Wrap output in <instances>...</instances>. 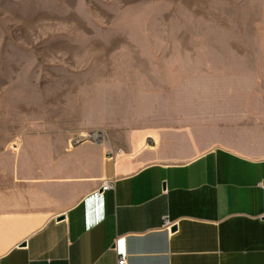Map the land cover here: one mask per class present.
<instances>
[{
    "label": "crops",
    "instance_id": "0c3cea01",
    "mask_svg": "<svg viewBox=\"0 0 264 264\" xmlns=\"http://www.w3.org/2000/svg\"><path fill=\"white\" fill-rule=\"evenodd\" d=\"M227 63L133 126L0 152V264H264V63Z\"/></svg>",
    "mask_w": 264,
    "mask_h": 264
},
{
    "label": "rangeland",
    "instance_id": "374dc122",
    "mask_svg": "<svg viewBox=\"0 0 264 264\" xmlns=\"http://www.w3.org/2000/svg\"><path fill=\"white\" fill-rule=\"evenodd\" d=\"M227 61L264 63V0H0V152L133 126L149 93L210 91Z\"/></svg>",
    "mask_w": 264,
    "mask_h": 264
},
{
    "label": "built area",
    "instance_id": "2783aa9c",
    "mask_svg": "<svg viewBox=\"0 0 264 264\" xmlns=\"http://www.w3.org/2000/svg\"><path fill=\"white\" fill-rule=\"evenodd\" d=\"M115 153H119V151L114 152L112 150H109L108 151L109 158L113 159ZM111 188H112V186L110 183H105V184H103L101 189H102V191H106V190H109ZM173 226H174V224L170 223L169 221L164 220L163 227L165 229L170 230ZM124 261H125L124 259H120L119 261H117L118 262L117 264H125Z\"/></svg>",
    "mask_w": 264,
    "mask_h": 264
},
{
    "label": "water",
    "instance_id": "95a60500",
    "mask_svg": "<svg viewBox=\"0 0 264 264\" xmlns=\"http://www.w3.org/2000/svg\"><path fill=\"white\" fill-rule=\"evenodd\" d=\"M88 140H91V139L89 138ZM61 219L62 218H59L58 220H61ZM171 231H175V227L174 226L171 228Z\"/></svg>",
    "mask_w": 264,
    "mask_h": 264
}]
</instances>
